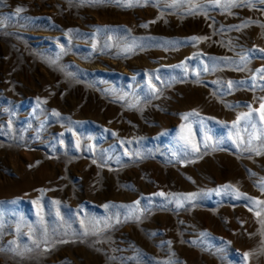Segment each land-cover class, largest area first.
Listing matches in <instances>:
<instances>
[{
	"label": "rangeland",
	"instance_id": "obj_1",
	"mask_svg": "<svg viewBox=\"0 0 264 264\" xmlns=\"http://www.w3.org/2000/svg\"><path fill=\"white\" fill-rule=\"evenodd\" d=\"M0 264H264V0H0Z\"/></svg>",
	"mask_w": 264,
	"mask_h": 264
},
{
	"label": "snow or ice",
	"instance_id": "obj_2",
	"mask_svg": "<svg viewBox=\"0 0 264 264\" xmlns=\"http://www.w3.org/2000/svg\"><path fill=\"white\" fill-rule=\"evenodd\" d=\"M17 11H19V9Z\"/></svg>",
	"mask_w": 264,
	"mask_h": 264
}]
</instances>
